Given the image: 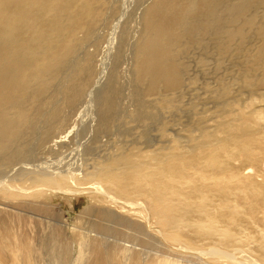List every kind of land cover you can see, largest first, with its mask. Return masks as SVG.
Masks as SVG:
<instances>
[{"label": "bare ground", "instance_id": "bare-ground-1", "mask_svg": "<svg viewBox=\"0 0 264 264\" xmlns=\"http://www.w3.org/2000/svg\"><path fill=\"white\" fill-rule=\"evenodd\" d=\"M257 4L264 0L143 3L135 16L129 77L138 102L128 109V119H121L144 124V130L121 152L91 159L90 166L75 173L38 158L55 153L66 108L76 113L89 108V91L98 126L87 151L110 142L100 144V130L118 120L120 91L94 81L102 55L94 38L123 7L119 0H0V151H6L0 170L27 165L0 181V191L5 189L0 264H264V180L259 184L251 168L238 171L220 160L236 152L258 161L235 139L264 130V96H257L264 88V23L250 27ZM261 14L264 10L255 14L260 21ZM254 38L262 39L252 44ZM120 49L114 51L117 57ZM225 55L244 61L240 68L232 64L240 75H232L237 71L231 68L220 73ZM193 59L202 71L191 76ZM117 63L100 82L117 78ZM204 100L217 116L211 127H205ZM38 102L44 113H34ZM181 111L198 117L194 126L182 124L178 132L172 123L185 116ZM153 129L165 140H150ZM183 129L191 131L190 140L181 135ZM204 138L212 141L205 145ZM87 175L99 181L91 192L65 190ZM189 181L188 189L179 191ZM232 181L237 184L227 185ZM53 186L64 195H81L68 200L73 208L78 200L89 201L77 219L80 225L71 229L54 219L46 224L35 218L41 228L27 222L11 227L2 219L3 213L23 211L28 202L35 210H47L42 200ZM57 224L62 227L56 229Z\"/></svg>", "mask_w": 264, "mask_h": 264}, {"label": "rangeland", "instance_id": "rangeland-1", "mask_svg": "<svg viewBox=\"0 0 264 264\" xmlns=\"http://www.w3.org/2000/svg\"><path fill=\"white\" fill-rule=\"evenodd\" d=\"M120 5L123 7V11L118 13L117 15L114 16V18L111 20V25L109 28H102L97 35L94 38L95 42H98L100 47L102 48V55L100 57V60L98 61V65L101 68L100 72H95L93 78L94 81H99L101 86L104 87H110L114 88L117 87L120 91L119 95V103L120 107L119 110H117V121L114 123L112 128L109 129H102L101 135H100V144L104 142H108L107 146H100L99 150H96L95 152L89 153L87 151L88 145L91 142V139L93 137V128H96L98 125L96 124V118H95V111L92 108V101L90 99L89 93L88 92V97H87V104L89 105V108H83L80 113L73 112L71 108H66L63 116L64 119L62 120L61 124L59 125L58 129V140L57 144L54 146L55 153L54 154H49L46 155L42 158H38L41 160V162L44 161H50V160H55L56 162V170L58 169H64L66 167H70L74 170V172H79L83 170L82 168L86 169L88 166L91 165L90 161L91 159L94 158H99L100 156H106L107 153H119L121 150L119 149L122 145H125L127 143H132L134 139H136L137 134L140 132L141 129L144 130V124L138 125L136 123L132 124H126L124 123L123 119L121 117H124L125 119H128L127 116V111L128 109L133 110L135 105L138 102V97L136 95V86L134 83L130 82L129 77H132V54L134 51V46L132 48L131 43L134 41V35L135 33V25L136 22L135 20L137 19V14L142 8V4L145 2H148V0H119ZM140 1V3H138ZM227 0H223V2H226ZM233 2H237V0H232ZM123 3V4H121ZM138 3V4H136ZM139 7V8H138ZM135 9V10H134ZM137 9V10H136ZM134 10V11H133ZM264 10V4H257L255 8H253V11L251 13L253 14L251 18V24L250 27L256 28L258 25L264 23V14H261L263 19L262 21L258 20L255 16L258 12H261ZM109 14V16H111ZM126 22V25H125ZM127 29H126V28ZM128 31L125 32V30ZM262 38H254L251 39L252 44H255L257 42H261ZM123 44L121 45V42ZM120 44V45H118ZM120 49L119 56L117 57L114 54V51H116L118 48ZM198 54V53H196ZM199 54H204L202 52H199ZM196 56V55H195ZM224 57V56H222ZM226 59L223 60L224 64L220 67V73H224L226 70L230 69L231 70H236L237 72L232 73V75H240V72L235 66L232 67L233 63L238 62L237 61H229L228 60V55H225ZM118 62V63H117ZM116 65L114 70L117 73V78L112 80L109 83H102V79L106 75V73L111 68ZM244 63V61L238 62L237 67L240 68L239 64ZM130 68V71L128 70ZM202 68L199 66V63L195 62L193 59L191 63V70H190V75H195V74H201ZM193 70V71H192ZM204 76V75H202ZM210 76V75H209ZM209 76H207L209 78ZM206 77V76H205ZM212 77V76H211ZM226 81H228L229 76L225 77ZM200 80L207 81L205 78H201ZM202 84V82H201ZM201 84H197L196 87L198 88L201 86ZM192 87V86H190ZM95 89V87H91L90 90ZM96 92V90H94ZM264 88L260 87L257 90V96L258 97H263L264 96ZM205 97V95H204ZM104 98V97H103ZM147 104L151 105V101H148L146 98ZM212 104L207 103V100H204L203 106L201 107L202 111H205L206 115V121H205V127H211L216 125L217 121V116L215 114V118L213 117L214 113H212ZM221 109V108H219ZM185 111V109H182ZM46 109L42 105L41 102H38L35 105L34 108V113H44ZM183 111L180 112V117L182 115H185L181 119H177L174 123H172V126L175 128H180L183 124V127L185 125L188 126H194V122H196L197 115L196 113L193 112H185L183 114ZM189 111V110H188ZM187 113V114H186ZM198 113H201L199 111ZM221 114V113H220ZM179 117V116H178ZM151 126L155 128L154 126V121L151 122ZM157 127V126H156ZM148 132V138L150 140H165V137L159 136V132L154 130ZM180 132L179 130H176ZM191 131L189 129L187 130H182L181 135L187 139L190 140L191 138ZM223 133L221 131L218 132V136L222 135ZM224 135V134H223ZM199 133H197L196 137H199ZM236 142L239 145H246L249 152L253 153V156L258 159L257 162H250L246 158H244L242 155L237 154L235 152V156L233 157H226L225 153L221 155L220 160L222 162L228 163L231 166H236L237 170H242L244 168H251L250 170L253 171L254 173L257 174L256 182H260L261 184L262 179L264 180V164L262 163V158L264 157V130L261 128L255 129L253 132L246 134H237L236 137ZM104 140V141H103ZM212 141L211 138H204L203 142L205 145L210 144ZM23 145L26 142L23 140L21 142ZM192 142H189V145H191ZM25 146V145H24ZM31 147L33 148V144H31ZM228 152L231 151L230 146L228 144H225L223 146ZM6 155V151H0V158ZM53 155L50 157L48 160L47 158L49 156ZM38 159L35 160L36 163L38 162ZM63 160V161H61ZM34 161L30 162L31 165L35 163ZM26 164H17L15 165L12 169L16 170L17 168H26ZM11 169V170H12ZM9 169L0 170V181L5 180V178L8 176V171H11ZM236 170V168H235ZM229 176L233 175L228 174ZM12 182H16L17 184L24 183L25 186L30 187L32 183L30 181H15L13 180ZM98 180L95 178H92V176L87 175L84 176V178L80 181L77 179V181L74 182H69L68 185L65 187V190L72 189V190H77L78 188H85L86 191L91 192L98 184ZM105 186L109 187V184L107 182H103ZM237 184L236 181H232L231 183H227V185L230 186H235ZM190 185V181L186 182L182 185L179 186V191L187 190ZM49 189V188H46ZM53 190H46V197L42 200V203L48 205V209L45 211H41L40 207L38 210H35L36 207H34V204L32 202H28L23 204V211H17V212H10V213H3L1 215L2 219H4L9 226L14 227L16 223L22 222L23 224L27 222L28 226L31 225H37V227H42L43 225L40 226V224L34 219L36 218L37 220L43 219L45 220L46 224H49V222H52L54 219L56 222L60 223H65L67 224L64 227H70L71 229L74 227V224H79V221L77 220L80 217V213L82 210H84L89 201L86 199L83 200H78L75 202V207L73 208L70 203L69 199L70 198H80L81 195H64L62 190H57L56 186L52 187ZM251 195V193H249ZM5 196V189H1L0 191V199H3ZM1 207V206H0ZM141 210H145V208L142 207ZM18 213L22 215H18ZM33 217V220L31 221L30 218ZM23 218V220H21ZM62 227L60 224H57L56 229ZM173 256V255H172ZM44 264V262H41L40 264ZM47 264V263H45Z\"/></svg>", "mask_w": 264, "mask_h": 264}]
</instances>
